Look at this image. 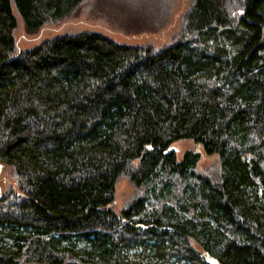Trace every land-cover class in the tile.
Listing matches in <instances>:
<instances>
[{
    "label": "trees",
    "instance_id": "16d2710c",
    "mask_svg": "<svg viewBox=\"0 0 264 264\" xmlns=\"http://www.w3.org/2000/svg\"><path fill=\"white\" fill-rule=\"evenodd\" d=\"M83 1L0 0V162L17 184L0 264H264V0H192L160 47L79 31L16 48L12 3L34 32ZM181 139L220 170L177 159ZM120 178L143 194L117 214Z\"/></svg>",
    "mask_w": 264,
    "mask_h": 264
},
{
    "label": "rangeland",
    "instance_id": "374dc122",
    "mask_svg": "<svg viewBox=\"0 0 264 264\" xmlns=\"http://www.w3.org/2000/svg\"><path fill=\"white\" fill-rule=\"evenodd\" d=\"M191 3L192 0H84L67 17L49 22L34 32L27 31L12 3V12L17 20L13 37L19 50L32 48L42 40L63 33L79 31H97L123 44H152L160 47L172 41L180 19ZM170 147L177 159H181L187 150L197 151L199 160L196 168L203 175H212L220 170L218 156L207 154L201 145L190 139L175 141ZM0 185L2 191L17 190L16 181L8 167H4L0 175ZM142 194L141 188L135 187L127 178H120L115 184L114 198L108 207L119 214L121 209ZM193 245L201 250L196 242L193 241ZM63 264L92 263L67 258Z\"/></svg>",
    "mask_w": 264,
    "mask_h": 264
},
{
    "label": "water",
    "instance_id": "95a60500",
    "mask_svg": "<svg viewBox=\"0 0 264 264\" xmlns=\"http://www.w3.org/2000/svg\"><path fill=\"white\" fill-rule=\"evenodd\" d=\"M262 141H263V151H264V135H263V137H262ZM170 148H171V147H170ZM171 149H173V148H171ZM3 169H4V165H3V163L0 162V175H1L2 171H3ZM1 193H2V187H1V185H0V195H1ZM201 255H202L203 257H205L206 260L209 261V262H215V261H216L215 258H213V257H212L208 252H206V251L202 252Z\"/></svg>",
    "mask_w": 264,
    "mask_h": 264
}]
</instances>
